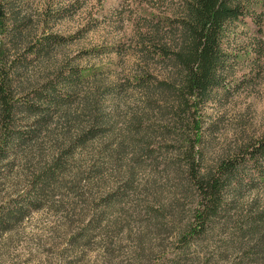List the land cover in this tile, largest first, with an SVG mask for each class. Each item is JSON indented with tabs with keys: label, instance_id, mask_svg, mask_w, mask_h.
<instances>
[{
	"label": "rangeland",
	"instance_id": "obj_1",
	"mask_svg": "<svg viewBox=\"0 0 264 264\" xmlns=\"http://www.w3.org/2000/svg\"><path fill=\"white\" fill-rule=\"evenodd\" d=\"M148 1L141 11L139 0H6L5 69L19 109L11 128L26 137H17L0 161V209L21 200L56 158L65 164L42 191L39 208L0 226V264H170L174 257L194 192L187 194L182 174L166 165L164 156L179 149L175 123L150 109L148 97L156 93L142 84L148 73L168 75L170 64L145 54L139 29L142 13L171 14L180 0ZM50 33L63 38L46 47ZM258 61L241 59L236 73L259 67L258 76L203 106L204 166L263 133L264 52ZM75 68L84 74L71 89L58 74ZM50 82L55 94L68 91L71 98L39 101L40 122L24 105ZM90 129L97 134L75 145ZM235 175L221 216L179 264H264V219L254 221L264 216V177L251 163Z\"/></svg>",
	"mask_w": 264,
	"mask_h": 264
},
{
	"label": "trees",
	"instance_id": "obj_2",
	"mask_svg": "<svg viewBox=\"0 0 264 264\" xmlns=\"http://www.w3.org/2000/svg\"><path fill=\"white\" fill-rule=\"evenodd\" d=\"M138 5L141 11L151 6L148 0H139ZM142 14V27L139 29L142 49L150 57L164 58L170 64L168 75L157 77L148 73L150 79L142 80V84L154 87L155 91H152L156 93V97L149 96L147 102L150 109L158 111L160 118L169 114L175 123L173 144H178L179 149H170V155L164 156L165 162L173 172L182 174L186 182L185 192H194L187 220L178 231L180 245L174 257L169 258L170 264H179L182 256L184 259L188 256L191 245L204 239L221 216L227 187L239 181V176L235 175L238 169L251 163L255 172L264 177V131L210 167L202 164L203 154L199 146L202 141V111L206 102L218 91L237 90L242 83L251 82L258 76L259 67L254 68L257 73L243 71L238 74L236 71L244 57L259 66L258 60L264 52V0H180L171 14L153 10ZM6 16V0H0V161L7 156L8 148L13 146L11 144L17 137H26L22 131L16 132V127L11 128L19 109L10 93L11 81L5 69L8 55L2 36L6 30ZM241 34L244 35L242 42L239 41ZM46 38L47 47L48 43L60 41L63 37L50 33ZM67 73L64 75L66 73L61 71L58 78L71 89L84 74L81 68ZM56 89L52 82L45 84L36 89L34 95L37 100L24 105L38 115V121L39 112L44 108L39 101L45 100L50 105L70 100L68 91L55 94ZM145 115L137 116L138 128H143ZM96 134V130L90 129L74 144L83 143L88 136ZM161 135L165 136L164 131ZM166 138L171 139L169 135ZM146 146L150 148L149 143ZM64 164L61 156L56 158L34 180L21 200L3 206L0 209V226L9 228L24 219L31 209L39 208L42 191L51 179L56 178ZM263 219V215H258L254 221ZM252 228L255 230L257 225H252Z\"/></svg>",
	"mask_w": 264,
	"mask_h": 264
}]
</instances>
